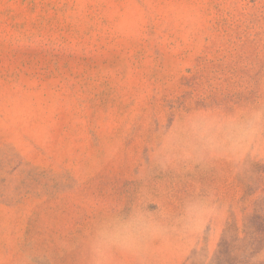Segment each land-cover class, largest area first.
Masks as SVG:
<instances>
[{"label": "rangeland", "instance_id": "rangeland-1", "mask_svg": "<svg viewBox=\"0 0 264 264\" xmlns=\"http://www.w3.org/2000/svg\"><path fill=\"white\" fill-rule=\"evenodd\" d=\"M0 264H264V0H0Z\"/></svg>", "mask_w": 264, "mask_h": 264}, {"label": "bare ground", "instance_id": "bare-ground-1", "mask_svg": "<svg viewBox=\"0 0 264 264\" xmlns=\"http://www.w3.org/2000/svg\"><path fill=\"white\" fill-rule=\"evenodd\" d=\"M206 123V122H205ZM216 128V127H215ZM212 130V129H211ZM215 130V129H214ZM218 130V129H217ZM228 146V145H227Z\"/></svg>", "mask_w": 264, "mask_h": 264}]
</instances>
